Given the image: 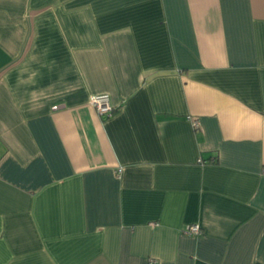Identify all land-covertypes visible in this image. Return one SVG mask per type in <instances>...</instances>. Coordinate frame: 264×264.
Listing matches in <instances>:
<instances>
[{"label":"crops","instance_id":"1","mask_svg":"<svg viewBox=\"0 0 264 264\" xmlns=\"http://www.w3.org/2000/svg\"><path fill=\"white\" fill-rule=\"evenodd\" d=\"M0 264H264V0H0Z\"/></svg>","mask_w":264,"mask_h":264},{"label":"built area","instance_id":"2","mask_svg":"<svg viewBox=\"0 0 264 264\" xmlns=\"http://www.w3.org/2000/svg\"><path fill=\"white\" fill-rule=\"evenodd\" d=\"M90 105L95 109L97 115L101 118H107L112 115L115 108L110 103V98L107 94H100L92 96L89 100ZM192 125L194 128L199 127L197 120H192ZM201 233L198 225L188 226L185 229V234L189 235H199Z\"/></svg>","mask_w":264,"mask_h":264}]
</instances>
